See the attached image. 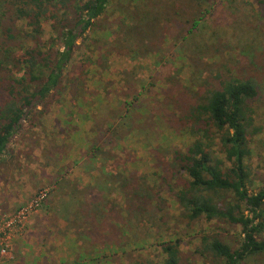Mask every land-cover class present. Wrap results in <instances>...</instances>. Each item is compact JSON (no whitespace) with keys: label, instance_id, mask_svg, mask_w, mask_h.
Here are the masks:
<instances>
[{"label":"rangeland","instance_id":"1","mask_svg":"<svg viewBox=\"0 0 264 264\" xmlns=\"http://www.w3.org/2000/svg\"><path fill=\"white\" fill-rule=\"evenodd\" d=\"M258 1L217 0L200 27V45L178 40L193 12L181 5V15L166 22L163 35L155 33L150 49L111 53L101 41L79 40L64 87L38 107L44 114L24 122L0 159V264H161V244L171 240H180L183 264H212V257L195 252L204 234L239 245L240 226L182 218L175 192L188 175L170 158L196 138L173 127L181 93L198 94L205 80L218 86L230 73L253 77L259 92L247 163L250 190L264 186V14ZM121 4L113 0L108 7L102 36L108 26L117 29ZM44 27L43 39L57 46L53 22ZM110 33L103 37L116 40ZM6 67L19 69L14 62ZM72 79L78 80L74 89ZM213 150L224 158L217 144ZM133 174L159 192L160 199L149 202L155 211L150 220L130 221L125 212L122 178ZM90 201L113 208H106L104 219H90ZM250 264H264V257Z\"/></svg>","mask_w":264,"mask_h":264},{"label":"trees","instance_id":"2","mask_svg":"<svg viewBox=\"0 0 264 264\" xmlns=\"http://www.w3.org/2000/svg\"><path fill=\"white\" fill-rule=\"evenodd\" d=\"M121 1L122 4L116 6L119 8L115 19L117 29L108 26L104 34L117 33L116 40L110 41L101 35L100 21L113 0H0V159L8 155L9 145L23 131L24 122L44 114L38 107L45 108L49 99L64 87V77L80 39L101 41L105 51L111 53L118 49H150L159 36L155 33L160 30L159 34L163 35L166 22L181 15V5L189 9L188 13L193 12L182 23L178 40L200 45L197 41L200 27L214 13L217 2ZM258 3L264 14V0ZM162 17L167 20L163 22ZM50 20L57 46L43 39L45 22ZM19 22L23 26H19ZM202 45L207 48L206 43ZM11 62L19 68L15 72L6 67ZM19 70L22 75L16 77ZM76 84L78 80L72 79L71 88ZM201 87L198 94L181 93L183 107L178 109L177 125H173L176 132L186 131L196 136L186 151L175 149L170 158L173 167L188 175L183 187L175 192L176 202L183 219L191 222L205 219L242 228L238 246L213 232L202 236L195 252L212 257V264H250L255 257H264V186L257 191L250 190L252 180L247 163L253 152L252 102L258 96V83L253 77L230 73L218 86L205 80ZM109 130L108 133L112 132ZM215 144L224 158L216 155ZM121 184L129 220H150L155 211L148 209L149 202L160 199L154 185L134 174L123 177ZM89 206L92 211L86 214L90 219L97 216L104 219L109 214L106 208H113L95 201H90ZM179 244L180 240L161 244L164 253L161 264H183ZM135 264L158 263L146 260Z\"/></svg>","mask_w":264,"mask_h":264},{"label":"built area","instance_id":"3","mask_svg":"<svg viewBox=\"0 0 264 264\" xmlns=\"http://www.w3.org/2000/svg\"><path fill=\"white\" fill-rule=\"evenodd\" d=\"M2 238V240H4L6 237L5 236H3V237H1Z\"/></svg>","mask_w":264,"mask_h":264}]
</instances>
